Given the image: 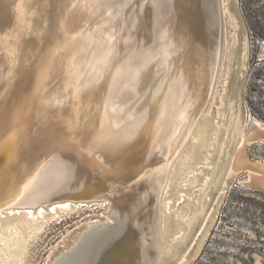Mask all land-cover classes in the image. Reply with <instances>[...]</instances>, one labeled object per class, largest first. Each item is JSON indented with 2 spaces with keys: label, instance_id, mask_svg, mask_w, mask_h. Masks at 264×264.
Here are the masks:
<instances>
[{
  "label": "bare ground",
  "instance_id": "6f19581e",
  "mask_svg": "<svg viewBox=\"0 0 264 264\" xmlns=\"http://www.w3.org/2000/svg\"><path fill=\"white\" fill-rule=\"evenodd\" d=\"M222 20L221 0H0V215L41 208L35 218L6 216L22 217L18 232L1 229L9 219L0 223V264L23 262L26 237L40 224L30 218L40 220L42 205L70 209L85 199L109 202V215L141 235L132 260L127 248L108 264H143L149 254L152 264L174 260L202 205L174 220L163 200L176 190L171 178L193 170L199 143L198 158L207 146L200 138L180 163L216 83ZM253 126L264 133L262 123L246 131ZM246 131L224 184L215 183L219 193L233 181ZM58 210L66 211L48 215ZM168 219V236L187 233L162 249Z\"/></svg>",
  "mask_w": 264,
  "mask_h": 264
},
{
  "label": "rangeland",
  "instance_id": "374dc122",
  "mask_svg": "<svg viewBox=\"0 0 264 264\" xmlns=\"http://www.w3.org/2000/svg\"><path fill=\"white\" fill-rule=\"evenodd\" d=\"M221 5L223 42L219 72L199 126L201 131L206 123L207 130L202 135L198 129L180 163L190 157L193 153L189 151L192 144L200 138L207 137V146L198 158V151L201 150V142L199 143L192 156L195 161L193 170L185 173L183 180L179 177L176 180L171 178L176 183V190H168L163 200V205L170 202V210L164 212L170 213L174 220L178 217L182 221L191 218L193 213L190 209H194L199 203L203 207V200L206 201L205 211L188 236L186 244L169 264H264V189L238 186L237 182L247 179L246 172L236 173L233 185L221 195H215L214 189H209L220 178L219 184H224L223 171L228 167L235 148L239 147L246 129L256 122L264 124V59H261L264 43V0H221ZM241 41L244 43L245 58L240 81L241 100L236 99V103L235 99H229L228 88L233 80L232 71L240 57L238 43ZM233 103V108L229 109ZM237 113L240 114V119L236 118ZM231 118L234 120L233 125L229 124ZM237 120L239 131L235 135L234 124ZM232 135L235 136L232 138ZM247 148L252 160L264 163V141L251 143ZM213 174H216L214 178ZM221 174L224 176L221 177ZM195 176L196 182L189 186L190 179ZM105 202L101 200L71 204L70 209L58 204L42 205L40 220L32 218L36 217L35 212L41 208L13 209L12 212L7 211L0 215V223L8 219L10 221L3 224L1 229L15 228L14 231L18 232L19 227L16 228V224L23 222L22 217L6 216H11L12 213L18 215L20 211H32L31 222L40 224L26 237V248L24 247L23 260L21 259L23 262L18 264H53L78 241L88 227L110 222L106 214L109 212L110 203L108 202V209V203ZM56 206L66 211L58 210L48 215L50 208ZM181 209L184 210L179 216ZM165 224L167 229L168 220ZM197 229L199 231L196 233ZM33 233H36L34 237ZM186 233L185 229L172 232L165 242L161 240V247ZM165 263L159 257L157 264Z\"/></svg>",
  "mask_w": 264,
  "mask_h": 264
},
{
  "label": "water",
  "instance_id": "95a60500",
  "mask_svg": "<svg viewBox=\"0 0 264 264\" xmlns=\"http://www.w3.org/2000/svg\"><path fill=\"white\" fill-rule=\"evenodd\" d=\"M263 46H264V43L262 44V49H263ZM238 47L240 51V57L238 61L236 62L237 66L232 71L233 80L230 82L229 88H228L229 99L233 98L235 100L236 99L241 100L240 81H241V76H242L243 68H244V66L242 65L244 64V58H245L243 54V51H244L243 41L238 43ZM261 59H264V51H263V54L261 55ZM252 141H264V133L261 131L255 130L254 126L248 129L245 133L243 144L240 147V152H241L242 157H241L240 162L236 164L234 171H236V173H240V172L247 173L248 180L245 182L243 181L237 182L238 186L260 190V189H264V163L261 164L262 167H259V166L254 165V162L251 161V158H249L246 145ZM72 163L74 166L76 165V162L74 160ZM255 167H257V170L255 169ZM252 172L253 173L256 172L260 174L262 176L261 179H256L255 177H253L251 175ZM122 177L124 178L123 175ZM232 185H233V181H231L230 184H228L225 191H227V188H229ZM209 189L210 191L214 189L215 195L223 194V192L222 193L218 192L219 186L217 184H213L212 186H210ZM78 195H75V197ZM95 201L98 202V200H86L85 199V201H81L77 204L89 203V202H95ZM205 202L206 201L203 200L202 210L200 213H198L195 216V219L190 225L188 234L185 236V240L181 243H178L179 244L177 245L178 250H181L183 248V246L186 244V240L188 236L191 234L192 230L194 229L195 224H198L199 220H201V217L203 216V213L205 211V207H204ZM108 207H109V203L107 205V208ZM106 214L110 222H107L105 224H94L88 227L79 237L78 241H76L69 248L68 251L64 252L61 256H59L53 262V264H108L109 256L114 258V256L117 253H119V250L127 249V248L128 249L126 251H129L128 255H131L129 256V259L132 260L133 253L137 250V246L140 245L142 241L141 235L138 234L137 229L130 223L122 222L123 224H118V221H116L114 217L112 218L108 212ZM117 217H120L119 214H117ZM169 223H170V219H168V224ZM167 230L168 229L165 228V231L163 233V242H165L166 238L168 237L169 232ZM198 231L199 229H197L196 233ZM82 245H83V250H84L83 253L85 252L84 259L80 257L78 258V255H77V252ZM110 249H111V252L109 253ZM153 259H154L153 255L149 254L147 257V260L141 263L152 264Z\"/></svg>",
  "mask_w": 264,
  "mask_h": 264
},
{
  "label": "flooded vegetation",
  "instance_id": "af4514ba",
  "mask_svg": "<svg viewBox=\"0 0 264 264\" xmlns=\"http://www.w3.org/2000/svg\"><path fill=\"white\" fill-rule=\"evenodd\" d=\"M257 123V122H256ZM259 124V123H258ZM254 125H255V123H254Z\"/></svg>",
  "mask_w": 264,
  "mask_h": 264
}]
</instances>
